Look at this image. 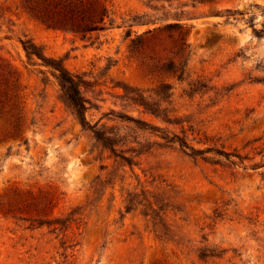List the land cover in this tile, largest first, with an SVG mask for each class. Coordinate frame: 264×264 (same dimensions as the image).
<instances>
[{
  "label": "rangeland",
  "instance_id": "obj_1",
  "mask_svg": "<svg viewBox=\"0 0 264 264\" xmlns=\"http://www.w3.org/2000/svg\"><path fill=\"white\" fill-rule=\"evenodd\" d=\"M105 4L104 30L82 37L0 0V64L22 120L18 138L0 134V264H264V0ZM169 23L186 28L177 57ZM153 29L163 46L129 51ZM22 42L81 79L89 126ZM170 60L181 79L161 70ZM176 139L240 160L213 164ZM128 194L160 202L173 241L141 205L125 213Z\"/></svg>",
  "mask_w": 264,
  "mask_h": 264
},
{
  "label": "trees",
  "instance_id": "obj_2",
  "mask_svg": "<svg viewBox=\"0 0 264 264\" xmlns=\"http://www.w3.org/2000/svg\"><path fill=\"white\" fill-rule=\"evenodd\" d=\"M106 1L107 0H19V3L24 13L47 28L61 30L85 37L87 35L98 34L104 30V24L108 14L107 6L105 4ZM158 29L147 30L142 34L136 35L135 38L130 41L128 46L129 51L132 53H140L144 50V48H146V50H156V48L163 46V40H156L152 37L150 39L152 32ZM185 29V26L179 23H169L164 25L162 28L166 34L171 32H177L178 34V40L172 43L173 47L171 53L174 57L180 56L184 53V50L188 48V44L184 39L186 34ZM129 35L130 33L128 32V36ZM168 39H171V37L168 36ZM21 44L28 59L30 57H35L39 59L45 67L52 69L54 78L56 79L59 87L61 98L72 110L78 122L82 126H89L86 120V101L80 91L81 84H83L81 79L76 75L69 74L61 66V64L48 61L28 42H22ZM161 70L163 72L174 74L179 79L183 76L181 67H175V64L171 60L161 65ZM17 88L18 79L15 72H12L9 68L3 67L0 64V134L6 138H18L21 133L22 120L17 103ZM98 138L101 140V137ZM164 139L169 142H175L173 140L174 138L169 139L164 137ZM176 140L180 147L185 148L188 151L189 156L201 157L204 161H209L213 164H217L218 158L222 157L226 160H229L231 157H235L240 160L239 156L231 155L225 153L224 151H219L210 147L205 149H196L189 146L185 140ZM136 198L137 197L135 195H127L124 207L125 213L133 211L136 208V204L141 205L146 211L143 216L149 217V222L152 226V233L154 236L157 239L173 241L174 234L167 229L159 216L160 212L163 210L162 206H159L160 202L158 200L149 202L146 199H143L145 203L142 204V202L137 203L135 201ZM11 200L12 203L17 201L14 196ZM58 223L60 222L38 221V226H50ZM207 252L209 251L206 249L201 250L198 255L199 259L214 256L213 254H207Z\"/></svg>",
  "mask_w": 264,
  "mask_h": 264
}]
</instances>
